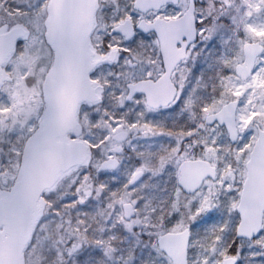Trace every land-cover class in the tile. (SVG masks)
<instances>
[{
    "label": "snow or ice",
    "instance_id": "snow-or-ice-1",
    "mask_svg": "<svg viewBox=\"0 0 264 264\" xmlns=\"http://www.w3.org/2000/svg\"><path fill=\"white\" fill-rule=\"evenodd\" d=\"M0 264H264V0H0Z\"/></svg>",
    "mask_w": 264,
    "mask_h": 264
}]
</instances>
